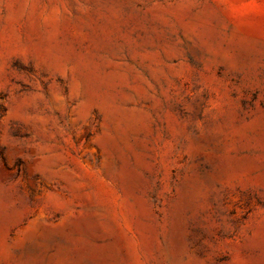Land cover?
Returning <instances> with one entry per match:
<instances>
[{"label":"rangeland","instance_id":"1","mask_svg":"<svg viewBox=\"0 0 264 264\" xmlns=\"http://www.w3.org/2000/svg\"><path fill=\"white\" fill-rule=\"evenodd\" d=\"M0 264H264V0H0Z\"/></svg>","mask_w":264,"mask_h":264}]
</instances>
